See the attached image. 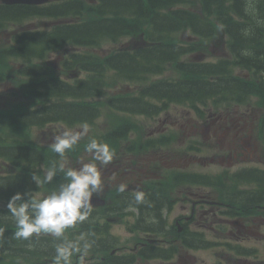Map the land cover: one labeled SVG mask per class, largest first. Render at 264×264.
Returning a JSON list of instances; mask_svg holds the SVG:
<instances>
[{"label":"trees","instance_id":"trees-1","mask_svg":"<svg viewBox=\"0 0 264 264\" xmlns=\"http://www.w3.org/2000/svg\"><path fill=\"white\" fill-rule=\"evenodd\" d=\"M65 1L49 7L0 6V27L21 14L51 19L77 17L72 25L57 26L48 33L17 35L18 41L0 45V84L10 83L18 91L14 94L17 103L10 108H0V160L4 163L1 168L4 171H0V264H46L55 256V248L62 239L43 235L27 240L15 238V222L7 206L3 207L16 193L50 194L65 182H62L63 172L59 171L51 183L33 181V177L36 181L43 180V170L59 166L57 153L35 146L31 140L33 127L63 121L68 125L91 124L99 113L91 99L101 97L103 89L111 86L108 84L110 73L120 77L119 81L147 83L151 75H161L170 68L176 73L175 78L151 81L140 96L162 104L202 103L208 98L226 95V91H235L234 85L229 87L222 81L207 80L208 74L224 75L223 78L230 74L232 70L226 65L227 61L222 62L226 70L225 65L209 70L202 65L181 62L186 52L181 50L177 35L185 27L202 33L199 29L203 25L211 26L202 37L209 39L216 31L214 25H220L229 39L230 64L251 75L248 83L239 78L225 80L240 82V92L245 96L256 95L258 103L264 104V0H100L97 6ZM141 33L153 43L148 48L130 53L115 52L105 61H93L88 55L67 62L66 68L78 66L92 74L73 83L61 80L50 66L40 62L46 53L64 44L94 46ZM16 58H23L18 69L12 63ZM140 98L121 101L118 105L141 111L149 104ZM77 153L78 149L72 151V154ZM150 204L152 209L147 212L152 218L156 204ZM94 226L88 219L68 229L65 236L76 240L82 233L91 234L90 240L94 238ZM94 252L91 248L85 258H95ZM71 264L83 263L79 255H74ZM97 264H106V260Z\"/></svg>","mask_w":264,"mask_h":264},{"label":"flooded vegetation","instance_id":"flooded-vegetation-1","mask_svg":"<svg viewBox=\"0 0 264 264\" xmlns=\"http://www.w3.org/2000/svg\"><path fill=\"white\" fill-rule=\"evenodd\" d=\"M156 106L167 119L128 136L110 164L98 163L102 185L93 197L104 203L89 217L97 236L114 237L118 255L154 253L157 264H200L194 253L205 251L212 253L202 264H264V248L252 244L264 242L262 113L244 104ZM172 107L185 113L173 119ZM119 225L126 240L111 233Z\"/></svg>","mask_w":264,"mask_h":264},{"label":"clouds","instance_id":"clouds-1","mask_svg":"<svg viewBox=\"0 0 264 264\" xmlns=\"http://www.w3.org/2000/svg\"><path fill=\"white\" fill-rule=\"evenodd\" d=\"M89 130L87 123L80 130L65 128L55 136L50 145L51 150L64 157L66 151L88 136ZM85 152L90 154V162L81 161L79 167L67 168L64 163H60L58 167L54 165L47 170L42 181L32 178L35 183L48 184L54 180L58 171L63 172L65 182L56 190L43 197L34 196L31 191L16 193L7 204L17 229L15 238L27 240L41 234L62 238L55 248L52 264H71L74 255L83 259L92 248V242L88 239L91 234L82 233L78 239L70 240L65 233L76 224L84 223L92 215L93 196L100 191L102 185V173L98 163L110 164L114 151L109 144L91 138L86 144ZM120 191L123 192L124 188L121 187ZM143 199L144 194L137 192L136 202L140 203Z\"/></svg>","mask_w":264,"mask_h":264},{"label":"rangeland","instance_id":"rangeland-1","mask_svg":"<svg viewBox=\"0 0 264 264\" xmlns=\"http://www.w3.org/2000/svg\"><path fill=\"white\" fill-rule=\"evenodd\" d=\"M58 1V0H55ZM86 3L89 4V6L91 5V1L92 0H84ZM53 24L51 21H45V20H38L35 18H27L25 19L24 22H22L20 25H16V27H12V29L15 30H19V29H32L34 27H38L40 26L41 28H48L51 27ZM10 29V28H9ZM7 34L3 35L1 34L0 36V41L2 42L3 40H7L9 38L8 35V31L6 32ZM184 37H189V41H190V36L187 34ZM130 37H124L121 40H119L116 43L113 42H104L102 43L97 49L95 50H89L86 49L87 51L83 50L82 52H88V51H93L97 54H99V56H105L106 54L111 53L113 50H116L117 48L123 47L124 45L128 44V42H130ZM221 42H214L215 45H219ZM216 52V54L219 53V50L216 49L214 50ZM72 52V51H70ZM65 54L63 51L61 52V55ZM58 53H53L50 55L49 61L53 64V67L58 68L59 66V62H60V56ZM192 56H188L185 60H189V58L191 59ZM216 58L213 57H208L206 56L205 58V62H212L215 61ZM133 84L130 83H126V82H118L115 86L111 87L110 90H108L109 92H107V94L109 95H115V94H119L121 92L127 91V92H132L134 89ZM13 91L12 86L10 84H2L0 85V105H3L5 103H7L10 98H11V92ZM253 101V99L251 100V102ZM174 108H171V111L169 114L173 119H175V117H181L185 111H176ZM187 109V108H185ZM120 115L117 114H112L110 112H106L103 111L102 112V117L96 121V125L93 127L95 129H100V130H110L112 129L117 122L121 123V122H127V123H131L134 125V129H133V135H141V136H145L154 126L159 125L160 121L162 122L163 120L167 119L166 114V110H163L161 112H159L158 114H154L151 115L148 118H142V117H133V116H129L126 114H122L119 113ZM114 116H117L119 118H113ZM62 126L60 125H55V126H50V127H46L43 130L39 131H34L35 139L36 142L41 143V142H48L51 139V135H55L57 133H61L62 131ZM93 129V130H95ZM74 130H80V128H75ZM90 130L89 132L93 131ZM192 227L199 229L200 231L204 230L202 227L200 226H196V225H192ZM111 233L113 234V236H115L116 238L120 237L122 238V240H126V238H128V234H127V230L125 229L124 225H119V226H113L111 228ZM252 244L255 248H257L258 250L261 248H264V242L262 241H252ZM212 252L210 251H205V252H197L194 253V256L196 259L199 260V263L202 264L203 259L205 260L206 263H208L209 259V254H211ZM197 260V261H198ZM139 264H157V262H148V263H139Z\"/></svg>","mask_w":264,"mask_h":264},{"label":"water","instance_id":"water-1","mask_svg":"<svg viewBox=\"0 0 264 264\" xmlns=\"http://www.w3.org/2000/svg\"><path fill=\"white\" fill-rule=\"evenodd\" d=\"M47 0H4L5 4H28V5H39L45 3ZM202 57H198V60ZM101 204V202H99Z\"/></svg>","mask_w":264,"mask_h":264}]
</instances>
